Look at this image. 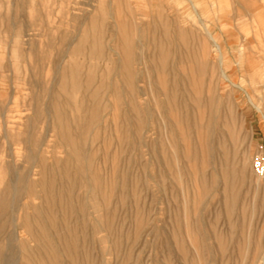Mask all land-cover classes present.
Segmentation results:
<instances>
[{"label": "rangeland", "instance_id": "rangeland-1", "mask_svg": "<svg viewBox=\"0 0 264 264\" xmlns=\"http://www.w3.org/2000/svg\"><path fill=\"white\" fill-rule=\"evenodd\" d=\"M259 143L264 0H0V264H264Z\"/></svg>", "mask_w": 264, "mask_h": 264}, {"label": "built area", "instance_id": "built-area-1", "mask_svg": "<svg viewBox=\"0 0 264 264\" xmlns=\"http://www.w3.org/2000/svg\"><path fill=\"white\" fill-rule=\"evenodd\" d=\"M252 169L255 175L264 177V144L259 143L257 153L252 162Z\"/></svg>", "mask_w": 264, "mask_h": 264}, {"label": "bare ground", "instance_id": "bare-ground-1", "mask_svg": "<svg viewBox=\"0 0 264 264\" xmlns=\"http://www.w3.org/2000/svg\"><path fill=\"white\" fill-rule=\"evenodd\" d=\"M193 8H194V6H193ZM195 10V12H196V9H194ZM198 13V12H197ZM198 15V14H197ZM201 21V20H200ZM140 30V29H139ZM207 31V30H206ZM209 35V38H211L212 39V41L215 43V45L217 46V51L219 52V54L221 53V49H220V46L215 42V38H214V36L210 33V31H208L207 32ZM113 51V50H112ZM219 61H220V58H219ZM224 74V73H223ZM224 76H225V74H224ZM237 86H239V88L240 89H242V90H245L241 85H237ZM251 100V99H250ZM260 111H262V107L261 106H256ZM49 113V112H48ZM149 119V118H148ZM39 150V149H38ZM189 153V152H188ZM33 160V159H32ZM259 177V176H258ZM259 178H261V179H264V177H259ZM259 180V179H258ZM258 182V181H257ZM258 184V183H257ZM13 220H15L14 218H13ZM15 223L17 224V220H15ZM14 224V223H13ZM14 226V225H13ZM16 228V227H15ZM16 230V232H18V230L17 229H15ZM66 230V229H65ZM16 235V234H15ZM16 237H17V235H16ZM17 240V239H16ZM88 248V247H87Z\"/></svg>", "mask_w": 264, "mask_h": 264}]
</instances>
